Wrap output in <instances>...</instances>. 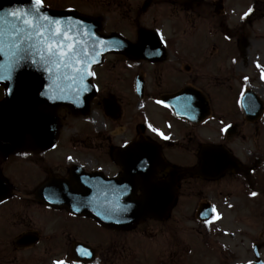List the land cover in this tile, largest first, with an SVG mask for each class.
Listing matches in <instances>:
<instances>
[{
  "label": "flooded vegetation",
  "instance_id": "1",
  "mask_svg": "<svg viewBox=\"0 0 264 264\" xmlns=\"http://www.w3.org/2000/svg\"><path fill=\"white\" fill-rule=\"evenodd\" d=\"M199 6L198 0H50V9L89 17L97 22L100 34L117 40L114 46L119 49L103 54L92 69L96 95L88 109L68 110L82 119L100 111L108 123L89 125L83 120L82 135L63 143L57 138L48 149L25 147L0 154V171L13 191L0 202V259L7 250L15 258L18 250L34 245H18L22 235L39 243L34 214L38 210L50 218L90 219L65 206L48 207L38 201L34 188L42 181L50 179V188H55L59 179L69 178L66 185L78 187L84 176H128L136 193L146 181L163 189L161 207L169 210L159 222L167 232L166 245L180 250L182 237L174 224L179 209L190 208L195 220L208 225L204 228L212 240L220 235L227 240L220 249L210 240L206 246L212 254L244 257L231 264H258L257 256L264 264V93L255 84L263 77L198 76V68L184 61V54L196 59L210 56L182 43V17L193 26L194 17L202 12ZM184 39L187 42V34ZM121 42L127 43V51ZM182 70L191 75L181 76ZM3 97L0 84V101ZM30 140L26 138V143ZM214 146L225 153L227 167L205 173L201 161L206 153L215 160L216 153L210 155ZM59 147L63 150L56 152ZM204 206L212 208L207 222L198 218V209ZM218 211H232L234 232L231 226L224 228L231 223L229 217L213 219ZM56 229L61 230L57 240L62 243L71 246L78 240L76 225L58 221ZM171 231L179 234L176 241L169 239ZM66 255L76 256L71 248ZM109 255L114 256L93 248L92 254L81 255L90 261H79L106 264L103 257Z\"/></svg>",
  "mask_w": 264,
  "mask_h": 264
},
{
  "label": "water",
  "instance_id": "2",
  "mask_svg": "<svg viewBox=\"0 0 264 264\" xmlns=\"http://www.w3.org/2000/svg\"><path fill=\"white\" fill-rule=\"evenodd\" d=\"M13 10L34 18L32 0H0V17H3L5 28L3 37H0V83L4 84L6 91L5 99L0 103V153L20 149L26 134L35 139L34 147H50L56 131V118L52 113L42 112L40 106L52 110L60 105H70L72 109L85 110L93 95L88 81L90 67L99 61L102 52L111 49L106 42L96 41L101 40L94 35L96 24L92 20L69 13H54L42 6V14L59 21V25L40 21L42 28L48 30L45 35L40 38L32 36L30 41L17 47L32 43L43 52V59L34 53L14 55L16 49L12 47L8 28L18 22L6 14ZM56 27L62 34L55 39L57 48L49 53L45 50L52 42L49 33ZM63 33H67L71 40H64ZM69 43L73 46L72 51H68ZM61 45L63 60L59 57ZM57 64L60 66L56 67ZM225 166L226 158L216 157L214 168ZM202 168L212 171V159L204 160ZM124 178L100 181L87 178L78 187H69L63 181L57 182L60 186L56 189H50V183L46 182L37 187L36 194L48 205L50 202L65 203L71 210L89 215L109 227L129 228L147 216L160 218L163 189L147 186L141 195L136 196L127 190L130 178ZM9 193L0 174V201ZM70 202L82 204L72 205Z\"/></svg>",
  "mask_w": 264,
  "mask_h": 264
},
{
  "label": "rangeland",
  "instance_id": "3",
  "mask_svg": "<svg viewBox=\"0 0 264 264\" xmlns=\"http://www.w3.org/2000/svg\"><path fill=\"white\" fill-rule=\"evenodd\" d=\"M198 1L199 9H202V12H200V16L194 17L193 26L186 16L182 17V43L184 47H195L199 51L204 49L205 57L210 56L209 59H204L201 54L196 59L194 56L184 54V61L188 62L192 69L194 66L198 68V76H262L263 79L256 81L255 84L264 93V0ZM42 2L50 5V0H42ZM216 4L221 6L218 12H214ZM207 10H212V13ZM185 34L188 35L187 42L184 39ZM241 40H244V44L239 47ZM214 48L215 52L212 54ZM191 72L186 73L182 70L181 76H190ZM55 112L58 115L57 137L60 138L59 143H63L67 137L79 135L81 125L86 124L83 120H87L89 125L95 121L108 123L107 118L101 117L100 111H97V114L87 113L85 119L71 116L65 107H60ZM62 150L63 147H59L56 152ZM191 210L190 208L179 209L181 212L177 216L179 220L174 224L176 232L181 234L183 240L182 242L179 238L181 240V244L178 246L179 251L173 244L166 245L164 236L167 232L162 228L160 222L154 220L146 222L147 224L137 225L133 231L113 232L90 219L78 221L66 219L62 215L50 218V216H46V213L38 210L34 214L36 219L38 218L37 231L42 239L31 247L18 250L15 253V258L11 251L7 250L5 259L1 258L0 264H54L55 261L60 260L64 261V264H91L77 262L72 260L75 257L65 256L66 249H70V246L69 243L64 244L62 240H57L58 233L61 232L56 229L58 221L63 224L76 225L78 240L93 245V248L99 252L102 251V254L104 252L114 254L113 257L111 255L103 257V263L106 264H231L234 260L240 262L244 259L241 254L233 256V258H230L229 255L223 256L222 252L221 254L219 252H213L215 255L212 254V249L206 246L212 240V233L206 234L204 227L208 225L195 220L193 210ZM222 215H225L226 218L229 217L231 221V223H225L224 228L231 226L229 229L234 232L237 225L231 219L232 211H228L226 214L218 211L217 217ZM220 225L222 226V222ZM51 229H55V231L50 236ZM177 235L179 236L175 231H171L168 237L170 240L175 238L176 241ZM198 239L200 241H197ZM212 241L219 249L224 242L227 243V240L221 235L217 238L214 237ZM230 243L236 244V242ZM6 247L4 245V248ZM168 248L172 250L168 251ZM8 259L12 261L10 262Z\"/></svg>",
  "mask_w": 264,
  "mask_h": 264
},
{
  "label": "snow or ice",
  "instance_id": "4",
  "mask_svg": "<svg viewBox=\"0 0 264 264\" xmlns=\"http://www.w3.org/2000/svg\"><path fill=\"white\" fill-rule=\"evenodd\" d=\"M33 5V16L34 18H29V14L21 13L17 10H13L11 12H7L6 14L8 16L13 17L18 23L12 24L8 28V36L10 40L12 41V47L16 49L14 55L24 54L25 56L28 53H34L36 55H40L43 59V52L40 49H37L36 46L32 43H27L26 46H20L17 47V45H24L25 42L30 41L32 36H36L37 38L43 37L45 35V32L48 31L47 29H43L40 21L50 22L55 25H59V21L51 20L50 17L42 14V0H32ZM247 15V13H245ZM4 20L3 17H0V37H3V34L5 32V28L3 27ZM52 37V42L48 43L46 46V51L51 53L53 49L57 48V45L55 44L56 37L60 36L61 29L59 27H56L54 32L49 33ZM64 40H71V37L68 36L67 33H63ZM41 43H43V40H41ZM59 57L61 60L64 58V50L63 45L59 46ZM68 51H72V44H68ZM23 58V56L21 57ZM60 65L57 64L56 67H59ZM88 75H91V73H88ZM254 195V193H253ZM215 210H213L214 212ZM218 217L213 216V219H217ZM79 252L80 250L77 249ZM84 255H90V253L87 252V250L84 251ZM54 264H64V261H55Z\"/></svg>",
  "mask_w": 264,
  "mask_h": 264
},
{
  "label": "bare ground",
  "instance_id": "5",
  "mask_svg": "<svg viewBox=\"0 0 264 264\" xmlns=\"http://www.w3.org/2000/svg\"><path fill=\"white\" fill-rule=\"evenodd\" d=\"M253 2V1H252Z\"/></svg>",
  "mask_w": 264,
  "mask_h": 264
}]
</instances>
